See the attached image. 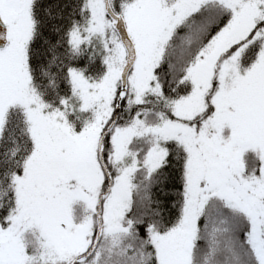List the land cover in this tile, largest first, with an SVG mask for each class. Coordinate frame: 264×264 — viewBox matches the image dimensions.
Returning <instances> with one entry per match:
<instances>
[{
  "label": "snow or ice",
  "instance_id": "snow-or-ice-1",
  "mask_svg": "<svg viewBox=\"0 0 264 264\" xmlns=\"http://www.w3.org/2000/svg\"><path fill=\"white\" fill-rule=\"evenodd\" d=\"M0 264H264V0H0Z\"/></svg>",
  "mask_w": 264,
  "mask_h": 264
}]
</instances>
